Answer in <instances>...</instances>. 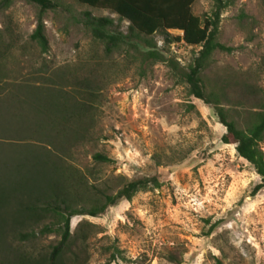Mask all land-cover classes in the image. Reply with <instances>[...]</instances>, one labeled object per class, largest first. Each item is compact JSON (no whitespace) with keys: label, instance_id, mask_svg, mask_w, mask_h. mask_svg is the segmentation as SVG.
Returning <instances> with one entry per match:
<instances>
[{"label":"rangeland","instance_id":"374dc122","mask_svg":"<svg viewBox=\"0 0 264 264\" xmlns=\"http://www.w3.org/2000/svg\"><path fill=\"white\" fill-rule=\"evenodd\" d=\"M54 1L57 8L43 14L46 52L30 38L38 5L11 0L0 9V122L36 120L30 105L49 104L65 93L81 100L73 88L88 79L90 106L73 113L63 131L22 133V139L37 146L43 138L36 136L48 132L57 140L49 147L64 156V167L112 194L133 178L156 175L161 181L96 216H72L74 242L66 263L215 264L218 258L222 264H264V188L250 195L260 176L234 143L222 141L226 129L213 106L189 94L179 80L200 46L176 40L178 32L171 30L140 33L108 50L83 24L84 12L111 17V29L123 34L129 33L127 20L76 0ZM225 1L217 40L232 50H215L203 77L255 83L264 91V4ZM213 9L214 0H196L192 7L201 18ZM224 105L244 129L241 107ZM12 136L1 133L0 140ZM260 147L264 153V138ZM28 149L20 152L43 151ZM94 153L111 160L98 162ZM49 220L27 219L2 231L0 264L22 254L46 259L59 239L57 232L40 234ZM170 253L180 262L170 261Z\"/></svg>","mask_w":264,"mask_h":264},{"label":"trees","instance_id":"16d2710c","mask_svg":"<svg viewBox=\"0 0 264 264\" xmlns=\"http://www.w3.org/2000/svg\"><path fill=\"white\" fill-rule=\"evenodd\" d=\"M27 1L39 6L36 25L30 38L37 42L42 52H46L48 41L43 14L48 9L57 8L58 4L54 0ZM194 1L76 0L82 5L109 10L116 13L120 20L129 22V33L123 34L121 31L111 29L113 22L111 17L84 12L83 24L94 37L106 43L108 50L120 43L131 42L128 40L132 36H139L140 33L151 36L159 31L168 35V29L181 31L175 36L176 40L200 46L192 63L187 69L180 71L179 80L187 84L189 94L213 106L218 121L226 129L221 136L222 141L234 143L238 156L246 159L260 176V181L250 191V195H255L264 188V153L260 147V142L264 138V91L255 83L238 82L235 79L225 81L207 75L203 77L210 56L215 50L227 52L232 50L231 46L217 40L221 12L227 3L225 0H214L211 14L201 18L192 11ZM10 2L11 0H0V9L7 7ZM262 3L264 4V0ZM241 17H246V14L241 12ZM147 54L164 60L154 50H149ZM69 80L76 79L71 77ZM72 81L71 83H74ZM88 81L85 79L82 84H77V87L73 88L76 93L81 94L83 98L81 100L72 93H65V96L60 95V100L57 98L49 104L41 105L37 102L36 105H30L33 107L32 112L36 120L13 122L16 124L12 121L0 122V134H14L11 141L0 140V234L8 228L12 229L14 224H20L27 219L38 221L47 215L50 218L49 223H44L39 228L40 234L48 232L59 234L58 241L52 245L46 259H31L22 254L9 264H67L65 257L72 251L70 247L74 242L70 233L72 216L77 214L96 216L121 199H131L138 190L158 188L161 185L156 175L133 178L112 194L107 191L106 185L100 187L89 183L76 170L64 167L66 165L64 156L53 153L49 147H54L57 140L51 138L48 132L45 137L36 136L39 139L43 138L36 140L40 142L37 146L22 139L20 136L22 133L39 134L50 129L63 131L67 124L71 123L69 118L73 113L78 115L80 111L90 106L89 99L94 96V92ZM226 82H229L228 86H225ZM224 104H228L229 107H241L242 114L238 113V116H243L247 120L244 129L237 125ZM29 146L47 150V153L43 151L39 153L37 149L28 153ZM22 150L28 151L22 154L20 152ZM93 158L98 162L111 160L101 153H94ZM34 234L31 233L33 236ZM168 258L170 261L180 262L174 253H170ZM215 264H222L221 260L217 258Z\"/></svg>","mask_w":264,"mask_h":264},{"label":"crops","instance_id":"0c3cea01","mask_svg":"<svg viewBox=\"0 0 264 264\" xmlns=\"http://www.w3.org/2000/svg\"><path fill=\"white\" fill-rule=\"evenodd\" d=\"M196 1V0H195ZM194 1V2H195ZM194 4V3H193ZM192 7H193V5H192ZM171 30H176V29H168V31H171ZM178 33L177 34H180L181 33V31H179V30H176Z\"/></svg>","mask_w":264,"mask_h":264}]
</instances>
